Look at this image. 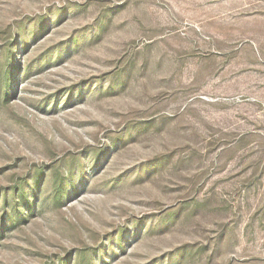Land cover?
Wrapping results in <instances>:
<instances>
[{"label": "rangeland", "instance_id": "obj_1", "mask_svg": "<svg viewBox=\"0 0 264 264\" xmlns=\"http://www.w3.org/2000/svg\"><path fill=\"white\" fill-rule=\"evenodd\" d=\"M0 264H264V0H0Z\"/></svg>", "mask_w": 264, "mask_h": 264}, {"label": "trees", "instance_id": "obj_2", "mask_svg": "<svg viewBox=\"0 0 264 264\" xmlns=\"http://www.w3.org/2000/svg\"><path fill=\"white\" fill-rule=\"evenodd\" d=\"M65 181H62L61 184H63Z\"/></svg>", "mask_w": 264, "mask_h": 264}]
</instances>
